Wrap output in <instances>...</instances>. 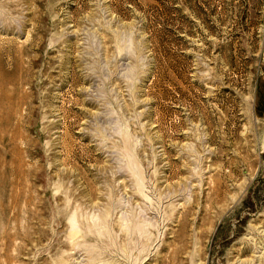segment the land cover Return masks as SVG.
Masks as SVG:
<instances>
[{
  "label": "rangeland",
  "instance_id": "1",
  "mask_svg": "<svg viewBox=\"0 0 264 264\" xmlns=\"http://www.w3.org/2000/svg\"><path fill=\"white\" fill-rule=\"evenodd\" d=\"M0 264H264V0H0Z\"/></svg>",
  "mask_w": 264,
  "mask_h": 264
}]
</instances>
